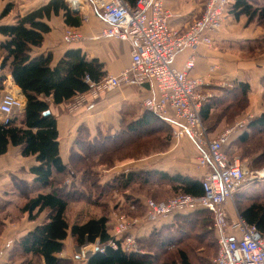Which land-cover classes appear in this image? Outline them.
<instances>
[{
    "label": "trees",
    "instance_id": "trees-1",
    "mask_svg": "<svg viewBox=\"0 0 264 264\" xmlns=\"http://www.w3.org/2000/svg\"><path fill=\"white\" fill-rule=\"evenodd\" d=\"M130 1L133 2L132 5L136 3V0ZM11 10H13V4L9 3L4 8L2 17ZM232 10L237 16L245 15L251 21L255 19L259 22L264 21V4L257 5L252 0H234ZM61 12L64 14L67 25L72 27L81 25L82 14L74 12L65 0H49L23 15L17 14L15 23L0 25V33L5 37V40L0 43V67L11 73L14 82L26 97V105L22 114L13 115L7 122H3L0 115V154H4L8 150V146L12 144L20 146L24 156L36 155V159L40 163L31 168V172L36 175L35 179L23 187L22 191L24 190V194L26 193L28 196L24 203L18 207L22 212L28 213L30 219H35L41 212L47 210L45 220L19 241L20 247L25 254L29 255L25 257L24 264H73V261L60 256L65 246L63 241L69 234L78 245L85 242H97L99 245H105V251L97 250L88 258L87 264H157L155 253L148 251L142 244L150 242L153 236L158 237L161 239L160 241L157 239L159 250H163L161 252L166 254L175 247V244L179 245L183 242L180 237L182 232L179 230V225L176 224L173 227L171 226L173 224H168L159 228L153 226L148 236L137 237L143 251L139 253L124 251L120 246V241H118L117 248L108 245L113 236L112 230L109 229V218L104 213L98 217H90L87 220L73 223H70L66 217V210L72 198L84 195L86 196H83L84 198L92 201L90 192L85 195L87 192L83 184L85 181L94 187L96 184L99 185V193H104L107 187L111 188L115 185L118 188L125 187L128 186V183H134L138 178L133 174H120L117 175L119 177L108 182H97L99 175L95 166L99 164V161L96 162L99 155L94 154L97 151L86 154L84 150L94 145L95 141H105L114 145V138L100 137L93 140L86 127L81 129L77 141L78 144L82 143L84 146L80 151L73 150L71 152L70 165L64 164L60 157L57 118L52 113L45 114L49 110V103L41 97H52L53 101L58 104L68 102L75 95L88 92L107 76L103 70V63L96 58H88L79 48L68 49L55 65L52 64L50 52L33 55L34 48L43 44L45 34L51 30L46 20ZM86 76L90 78V82L85 80ZM5 79V75L0 76V88ZM224 92V97L221 100L206 103V106H203L201 110L203 121L207 122L211 119V108H214L215 111L221 102L231 101L230 107L237 108L241 104L238 100L244 101L248 98L251 86L247 81H240L235 83L234 88ZM248 127L264 130V113L248 122L245 129L235 133L234 136L232 135L226 146L228 152L234 139H238V142L241 141L240 143L250 139ZM112 148V146L109 147V149ZM102 150L105 151V149ZM101 164L112 166L110 165L112 163L108 162ZM73 166H78L79 169L84 168L85 177L82 176L84 178L81 180L82 184L73 182L74 184L68 187L63 184L64 176ZM178 177H167V180L172 183H180L179 186L174 187L175 192L195 196L203 194L201 181ZM99 193L98 197L100 198ZM244 197L245 199L238 203L239 213L244 220L255 225L264 233V192L258 195L255 193L246 194L242 196V198ZM93 202L97 203L96 200ZM139 206L145 208L140 199L138 201L131 199L128 206L127 204L121 206V203H117L115 207L121 208V210L129 207L136 211ZM200 212L211 214L214 222L215 215L212 209L201 208L197 213ZM207 219L204 218L201 223H198L201 227L200 230L214 235V223L212 228L203 225ZM208 221L211 220L208 219ZM184 248L182 246L178 250L176 261H180L182 264H192Z\"/></svg>",
    "mask_w": 264,
    "mask_h": 264
},
{
    "label": "crops",
    "instance_id": "crops-1",
    "mask_svg": "<svg viewBox=\"0 0 264 264\" xmlns=\"http://www.w3.org/2000/svg\"><path fill=\"white\" fill-rule=\"evenodd\" d=\"M21 1L23 2L19 11L23 15L47 3L49 0ZM81 1V9L77 12L82 14V22L78 28L81 29L83 38L79 41L66 42L63 35L64 30L69 25L65 22L63 12L58 15H52L50 19L46 20L51 30L45 34L43 44L34 48L33 55L50 52L52 64L55 65L68 49L79 48L88 58H96L103 63V70L106 75L120 74L131 62L129 41L113 37H100L99 32L106 25L104 20H102L88 0ZM125 1L133 3L130 0ZM252 1L257 5L264 4V0ZM9 2L11 1L4 0L0 4V25L12 24L16 21L17 13L13 12L14 10H11L6 16H1L2 11ZM164 4L172 14L169 18V25L172 28L184 30L201 14L205 3L204 0H164ZM86 16L88 19L85 20ZM242 16L245 15L237 16L234 13H229L222 29L213 36L212 45H202L196 51L183 49L176 56L175 65L178 68H183L185 63L193 57L195 66L191 72L194 75L205 76L210 81L209 88L219 91L220 94L216 95V98L212 99L208 104L219 101L224 97L223 93H225V90L221 89V85L224 82L249 81L246 80L248 79L246 72L252 68L249 69L247 65L244 66L242 58L238 59L236 56H231L230 53H234L239 57L247 56L241 54V51L239 52L240 54L235 53L236 50L231 48V44L237 45V41L251 38L263 39L264 32H262V29L264 28L259 26L251 33L250 31H245L244 34L239 32L240 35H237L233 29L237 26V19ZM258 31L259 36H257ZM4 40V35L0 33V43ZM244 59L249 61L248 58ZM212 67L215 68L212 69ZM1 75H5L6 79L0 88V98L5 93H13L22 98L24 105H26V97L22 93L21 88L14 82L11 73L8 70H2L0 67ZM255 78L260 79V77ZM253 82L254 79L251 82L249 81V83ZM158 95L155 83L150 81L143 85L123 84L109 91L93 87L88 92L75 95L70 101L59 104L55 103L52 97L43 96L41 98L49 103V113H52L57 118L60 157L64 164L70 165L71 152L73 150L80 151L82 146H84L82 143L78 144L77 142L83 127H86L93 140L100 137H113L114 145L117 142L119 144L124 142L129 137V134L139 138L152 134L154 129L164 132L170 130L171 127L174 128V125L169 120L150 112L145 107L147 98L157 97ZM213 112L214 108H211V114ZM238 132L239 130L236 131V133ZM169 146L171 148H168ZM169 146H167L165 151L159 150L146 153L138 159L129 157L123 161H117L118 164L114 167L106 168L102 166L103 168H101L98 166L95 170L100 176L105 175L102 178V183L116 179L117 175L126 173L129 175L133 174L136 178H143L144 184H148L147 179L149 180L150 178L160 179L167 185L170 184L169 186L172 187L174 192V187L179 186L180 183H172L167 180V177L179 178L178 176H181L201 181L208 169H210L209 167L201 166L199 163L203 150L190 138H184L179 142L172 141ZM39 163L36 155L24 156L21 153V147L13 146L12 144L8 146V150L4 154H0V264H24L25 257L29 255L25 254L19 245V241L41 224L47 216V210H44L35 219H30L28 213L22 212L18 207L24 203V200L19 205L16 201L18 197H23L27 194L15 188L20 187L22 190L26 184L33 182L36 175L31 172V168L39 165ZM100 169L105 171L104 174ZM70 172H72V169ZM161 175H163L164 179L161 178ZM77 178H71L73 179L72 182L79 184ZM134 192L136 191L134 190ZM127 193L129 196L132 194L130 192ZM139 195L141 194H134L132 199L137 201L140 199L144 204L145 199L139 197ZM120 203L121 206L125 205L124 202ZM226 208L229 214L233 216L234 212H231L228 207ZM69 213L71 212L67 208V219L72 217L74 220L69 221L70 223L84 218L86 220L88 217L82 211L75 214L74 217ZM236 213H239L238 210H236ZM162 220L156 223L145 222L143 226L134 230L136 237L148 236L153 226L159 228L170 223V220ZM213 236L214 242L218 246V231L215 228ZM63 242L65 246L60 256L66 260L73 261V264H87L88 258L98 248L97 242H85L82 245H78L71 234Z\"/></svg>",
    "mask_w": 264,
    "mask_h": 264
},
{
    "label": "built area",
    "instance_id": "built-area-1",
    "mask_svg": "<svg viewBox=\"0 0 264 264\" xmlns=\"http://www.w3.org/2000/svg\"><path fill=\"white\" fill-rule=\"evenodd\" d=\"M88 1L106 24L99 36L126 40L131 46L129 66L118 75H107L93 87L109 91L123 84L154 82L159 95L147 98L145 107L169 120L179 138L192 139L203 150L200 165L210 168L201 179L202 195L180 193L160 202L146 199L144 221L156 223L194 206L213 209L219 246L213 264H264V233L244 220L240 213L231 216L226 210L228 200L249 174L241 158L231 159L226 150L239 125L228 127L216 138H208L207 129L202 125L201 110L213 97L212 92L204 91L209 88L210 81L202 75L191 74L195 66L193 57L183 68L175 65L179 51H196L202 45L213 44V36L223 27L232 0H207L201 15L184 30L169 25L172 14L164 0H136L134 5L125 0ZM68 2L71 9H81V0ZM84 19H88L87 16ZM63 37L66 42H74L81 40L83 34L80 28L68 26ZM85 80L90 82L88 76ZM24 106V101L17 95L3 94L0 98L1 120L7 122L13 115L21 113ZM139 222L138 218L118 216L111 231L113 239L108 245L117 248L120 241L124 251L142 253L134 232ZM97 250L104 252L105 245L98 244Z\"/></svg>",
    "mask_w": 264,
    "mask_h": 264
},
{
    "label": "rangeland",
    "instance_id": "rangeland-1",
    "mask_svg": "<svg viewBox=\"0 0 264 264\" xmlns=\"http://www.w3.org/2000/svg\"><path fill=\"white\" fill-rule=\"evenodd\" d=\"M3 1L4 0H0V4H2ZM10 1L11 2L9 3L13 4V10H14L13 12L17 13L18 15H21L19 10H20V5H22L23 1L21 0L20 1L10 0ZM65 1L67 2V4L69 3L68 0ZM206 1L207 0H204V3ZM232 2L234 3V0H232ZM231 11L232 13H234L232 7L230 8L229 11L230 14H232ZM236 25L237 26H235L233 31L236 32L237 35H240L239 32L244 34L245 31H250L251 33L259 26L260 27L262 26V28H264V21L259 22L257 21V19L251 21L247 16H242L241 18L237 19ZM262 32H264V29H262ZM257 34H258L257 36H259V31L257 32ZM237 42H238L237 45L231 44V48L236 50L235 53L238 54L241 51L242 52L241 54H244L247 57L244 56L239 57L234 53H230V54L231 56H236L238 59L242 58V62L244 63V66L247 65L249 69L252 68L246 72V77L248 78L246 80H249L251 82L254 79L253 82L254 84L250 83L251 93H249L248 98L245 99L244 101L238 100L241 104L237 108L230 107L229 103L231 101H224L221 102L220 104L218 103L219 104L218 109H216L212 113L211 119L207 122L202 120V125L207 129L208 138H216L228 127H234L236 124L239 125L238 130L242 131L247 127L248 122H250L257 116L264 113V38L260 40L259 38H255V39L251 38L242 41L239 40ZM244 58H248L249 61L245 60ZM214 68L215 67H212V69ZM191 74L194 75L192 72ZM255 77L258 78L260 77V79H256ZM234 86H235L234 82H224V84L221 85L222 87L221 89L231 90L232 88H234ZM204 91L212 92L213 94L212 99L216 98V95L220 94L218 90L215 91V89L212 90L211 88H206V89L204 88ZM225 107L226 110H224ZM233 107L236 106L233 105ZM156 130L158 129H154V131L150 135L147 136L144 135L139 138L133 137L132 134H129V137L125 139L124 142H121L120 144L117 142L116 145L108 144L105 141L103 142L95 141L94 145L88 147L87 150L86 149L84 150V153L87 154L88 152L92 153L97 151L94 154L99 155V159L98 158H97L98 160L95 159L96 162L99 161V164L96 165L95 167L97 168L99 166L103 168L102 166H105L106 168H108L107 164H101V163L102 162L112 163L110 165H112L111 167H114L116 164H118L117 161H123L129 157L130 158L133 157L132 159H138L143 155H145L146 153L157 152L159 150L165 151L167 149V146H169L172 143V141L179 142L184 138H189L187 136H182L181 138H179L176 132L174 131L175 128L172 127L170 130L164 132H160ZM248 131H250V139L248 141L240 143L241 141L238 142V139H234L229 147L230 150L229 153L231 159L235 157H240L241 160L248 167V171H249L247 178L242 182V184L238 188V191L234 193L232 198H230L226 204V207H228L231 212H234V215H237V213L235 214V212L236 210H238L239 201L245 199V197L242 198V196L251 193L252 194L255 193L258 195L264 192V174L261 173L264 170V158H263L264 130L259 128L252 129L248 127ZM110 146H112L113 148L109 149ZM168 148H171V146H169ZM102 149H105V151ZM261 154L263 155L261 156ZM100 171L103 172V174L105 172L102 169H100ZM125 174L126 173H124V175ZM98 175L100 176V174ZM82 176L85 177L84 168L79 169L78 166L77 167L73 166L72 172L64 176L63 184L68 185V187L72 186L74 183L72 182L73 179L71 178L73 177H78L77 182L82 184L81 180L84 179ZM104 176L105 175L98 177L99 181L97 180V182L100 183ZM137 178H138L137 181H135L134 183H128L127 184L128 186L125 187L118 188L116 185L111 188L107 187L104 193H99L100 191L99 185L97 186L96 184V187H94L92 186V184L85 181V183H83L87 189L85 195H87L90 192L92 195V201L90 199L84 198L86 197L84 195H83L84 197L83 196L80 197V195L79 197L73 196L75 198H72L70 200L68 206V211L71 212L69 214H72L74 217L75 214H78L82 211L85 215H88V217L86 216L88 219L90 217H98L104 213L109 218L108 224L110 226L109 229L111 230H114L116 218L120 215H124L127 219H133V218L140 219V222L137 225H135L136 228H139L143 226L144 223L146 222L144 221L145 220L144 215L146 209L143 206H139L136 211L130 209L129 207H127L125 210H121V208L118 209L115 207L117 203L124 202L128 206V202L132 198H134L133 196L134 194H141L139 195V197L144 198L145 200L151 198L159 202L167 200L168 198L176 194H180L179 192H174L172 187L169 186L170 184L167 185L165 182H162L160 179L150 178L149 180L147 179L148 184H144L143 178H139V177ZM68 180L70 182H68ZM15 189L24 192V190L22 191L20 187H16ZM132 189H134L136 192H134V190ZM127 192H130L132 194L129 196ZM98 193L100 198L98 197ZM27 196L28 195L23 197H18V199L16 200L18 202V205L23 200H25ZM93 200H96L97 203H94ZM199 209L201 208L197 206L189 207V209L187 208L186 210L178 212L175 216H171L167 219V221L170 220L169 223L170 225L173 224L171 226L174 227L176 224L180 226L179 230H181L182 232L180 234V237L181 239H183L182 241L184 242V244L183 242H181V244L179 245L175 244V247L171 251H168L166 254L161 252L163 250H159V246L157 243L158 240L160 241L161 239H158V237L153 236L150 242H146L142 244V246H144L148 251L155 253L156 256L155 260L158 262L157 264H166V263L182 264L180 261H176L178 250L182 246L185 247L184 248L185 252L189 256L192 264H213V259L217 254L219 246L215 244L216 242H214L215 239L213 234L211 233L209 234L206 231L203 232V230H200L201 229V227H199L200 224H198L201 223V221L204 218H208L211 221H208L207 219V222H205V224L203 225H205L206 227L211 226L212 228L214 223L213 217L211 216V214H207V213L205 214L202 212L197 213ZM84 219H80V221H83ZM68 221L71 222L74 220L72 217H69ZM138 244L139 246H141L140 242H138Z\"/></svg>",
    "mask_w": 264,
    "mask_h": 264
},
{
    "label": "water",
    "instance_id": "water-1",
    "mask_svg": "<svg viewBox=\"0 0 264 264\" xmlns=\"http://www.w3.org/2000/svg\"><path fill=\"white\" fill-rule=\"evenodd\" d=\"M72 10L74 11V12H77L78 11V9H76V8H72ZM50 111L48 110V111H46L45 112V114H48Z\"/></svg>",
    "mask_w": 264,
    "mask_h": 264
},
{
    "label": "bare ground",
    "instance_id": "bare-ground-1",
    "mask_svg": "<svg viewBox=\"0 0 264 264\" xmlns=\"http://www.w3.org/2000/svg\"><path fill=\"white\" fill-rule=\"evenodd\" d=\"M75 4H77V1H76V3ZM262 174H264V170L261 172Z\"/></svg>",
    "mask_w": 264,
    "mask_h": 264
}]
</instances>
